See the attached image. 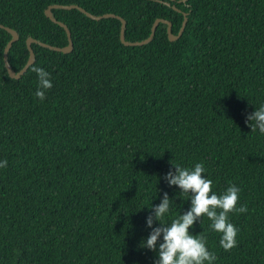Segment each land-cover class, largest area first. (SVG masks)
Wrapping results in <instances>:
<instances>
[{
  "label": "trees",
  "instance_id": "obj_1",
  "mask_svg": "<svg viewBox=\"0 0 264 264\" xmlns=\"http://www.w3.org/2000/svg\"><path fill=\"white\" fill-rule=\"evenodd\" d=\"M163 1L171 5L0 0V23L19 33L9 52L16 72L29 60V37L68 45L46 15L53 4L120 15L128 41L148 38L159 18L178 35L189 17L178 40L161 23L149 44L128 46L120 19L53 9L74 48L34 43L36 60L20 79L6 68L12 35L0 27V264H155L156 253L140 246L152 231L147 206L167 193L174 215L188 211L164 177L196 163L217 195L237 186V207L247 211L229 214L239 229L229 251L206 216L190 231L206 238L214 264H264V135L245 122L264 104V0ZM36 67L53 85L43 100Z\"/></svg>",
  "mask_w": 264,
  "mask_h": 264
},
{
  "label": "clouds",
  "instance_id": "obj_2",
  "mask_svg": "<svg viewBox=\"0 0 264 264\" xmlns=\"http://www.w3.org/2000/svg\"><path fill=\"white\" fill-rule=\"evenodd\" d=\"M38 77L36 96L43 100L45 90L53 85L50 73L43 68H33ZM246 116V123L251 131H259L264 135V104ZM254 122V123H253ZM7 166V160H0V168ZM175 171H169L164 179L167 184L175 186L179 192L190 201L189 210L174 215L171 211L172 199L167 193L158 205L147 206L150 215L146 225L152 231L141 241V247L153 251L157 255L155 264H214L216 256L208 250L206 238L194 234L190 229L194 228L197 220L207 217L211 222L212 231L220 234L219 244L225 251L237 246V234L239 229L230 222V213H244L245 206L237 207L240 189L232 185L222 194L217 195L213 191V181L204 173L206 169L202 163H196L191 168L174 165ZM169 217L171 222L169 223ZM159 226L153 227V221Z\"/></svg>",
  "mask_w": 264,
  "mask_h": 264
},
{
  "label": "water",
  "instance_id": "obj_3",
  "mask_svg": "<svg viewBox=\"0 0 264 264\" xmlns=\"http://www.w3.org/2000/svg\"><path fill=\"white\" fill-rule=\"evenodd\" d=\"M159 1L163 2V3L167 4V5H171L170 1H163V0H159ZM187 1L188 0H180V2H187ZM56 8L67 9V10L78 9L81 12H83L84 14H86L88 17H90V18H92L94 20H102L104 18H117V19H120L121 22H122L121 41L125 45H128V46H144L146 44H149L151 41H153V39H154V37L156 35V30H157L158 26L161 23H164V24L168 25V34H169V37H170L171 41L178 40L183 35V33H184L185 29H186L188 20H189L188 13H184L185 20H184V23H183V27H182L181 31L179 32V34L176 35V34L173 33V24H172V22L167 20V19H164V18H159V19H157L155 21V23H154V25L152 27V33H151V35L148 38H146L144 40H141V41H128L126 39L127 20L125 18H123L122 16H120V15H117L115 13H106V14H103V15H95V14L87 11L85 8H83V7H81L80 5H77V4H71V5L53 4V5H50L47 8L46 15L53 22L58 23L59 25H61L66 30L67 35H68V42L69 43H68L67 46L59 47V46H54V45L42 42V41H40V40H38L36 38L29 37L28 40H27L28 50L30 52L29 60H28L27 64L25 65V67L22 68L19 72H16L13 69V67H12V65H11V63L9 61L10 49L13 46V44L19 39V33L14 28H11L9 26H6V25L0 23V27H2L4 29H6L7 31H9L11 33V35H12V39L8 42V44L6 46V49H5V53H4L5 65H6V68H7L8 72H9V75L12 78L20 79L29 70L30 66L34 64V62L36 60V53H35L34 48H33V44L34 43L42 45L43 47L49 48L51 50H55V51H59V52H63V53L72 52V50L74 48V41H73V38H72V32H71L70 28L68 27V25L65 22L60 21V20H58L55 17V15L53 13V9H56ZM174 8L179 10V11H181L176 6H174Z\"/></svg>",
  "mask_w": 264,
  "mask_h": 264
}]
</instances>
